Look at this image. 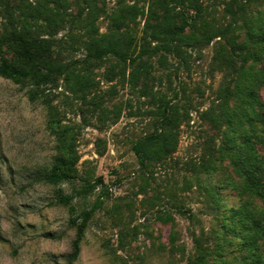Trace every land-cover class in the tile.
<instances>
[{
  "label": "rangeland",
  "instance_id": "374dc122",
  "mask_svg": "<svg viewBox=\"0 0 264 264\" xmlns=\"http://www.w3.org/2000/svg\"><path fill=\"white\" fill-rule=\"evenodd\" d=\"M200 1V18L215 37L184 46L182 55L144 56L148 71L136 81L131 72L140 60L85 63V38L72 18L89 15L98 32L107 33L119 6L144 8L131 29L137 55L158 44L145 28L146 1L67 0L65 21L33 28L35 35L52 40L54 57L77 61L91 83L71 91L62 79L36 88L0 77V264H187L197 254V236L212 256L217 238L225 236L219 233L221 219L245 198L232 185L238 178L224 155L228 138L239 134L238 127L230 129L237 118L227 114L239 112L241 60L252 52L264 57V0ZM42 3L0 0V38L16 26L13 16L20 28L19 16L42 9ZM2 50L14 55L6 46ZM258 97L264 104V86ZM161 100L178 114L177 147L161 164L142 169L132 144L154 131ZM63 131L78 156L76 175L47 184L40 176L51 169ZM97 178L104 185L74 197V213L57 201L58 190L72 195ZM209 192L218 195L219 211ZM101 196L79 254L69 262L76 238L71 218ZM231 244L221 261L214 256L210 261L239 264L234 260L241 255L239 245ZM259 244L264 247V241Z\"/></svg>",
  "mask_w": 264,
  "mask_h": 264
},
{
  "label": "trees",
  "instance_id": "16d2710c",
  "mask_svg": "<svg viewBox=\"0 0 264 264\" xmlns=\"http://www.w3.org/2000/svg\"><path fill=\"white\" fill-rule=\"evenodd\" d=\"M144 1L148 3L145 28L149 30L150 41L157 42V46L143 47L137 55L134 54L135 36L131 31L132 23L136 21L138 15H145V10L136 4L121 5L111 14L110 30L107 33H99L94 18L89 15L79 21L72 18V22L82 30L85 38L87 51L85 63L99 62L108 57L131 64L140 60L131 72V80L136 81L140 75L148 71L144 56L160 51L171 55H182L184 46L207 43L216 35L207 32L208 24L200 18L202 13L200 0ZM66 4L67 0H43L42 9L33 10L23 17L19 16L20 28L17 27V16L12 17L16 26L13 31L6 32L0 38V77L9 79L15 84L29 83L36 88L62 79L71 91H81L91 83L88 74H84L76 67L77 61L64 62L54 57L52 40L35 35L33 30L34 27L37 30L43 27L50 28L59 21H65ZM192 12L196 17L191 15ZM38 19H42L45 23H39ZM261 28L264 33V25ZM262 37L264 42V35ZM3 46L14 55L5 56L2 53ZM263 59L264 57L259 53L252 52L241 60L237 86L239 112L227 114L229 120L231 117L237 118L236 126L233 125L230 129L234 130L238 127L239 134L237 137L228 138L229 150H226L224 155L238 178L232 185L239 195L245 198H241L238 204L228 208L226 211L228 214L219 223V233H224L225 236L222 239L217 238V243L212 247V256L217 258V261H221L227 247L235 240L241 255L234 260L239 264H264V247L259 244L260 241H264V153H262L264 104L258 97L261 87L264 86ZM161 60H165V57L162 56ZM170 109L169 102L161 100V105L155 114L154 131L138 138L132 144V151L142 169L148 170L152 166L161 164L177 147L178 114ZM58 139L61 143L59 153L54 157L51 169L40 176L44 183L51 185L73 179L78 162V156L67 132H61ZM100 185H104L103 180L97 178L94 182L86 180L72 195H65L62 190H58L57 201L68 206L74 213L75 208L72 204L74 197L86 196ZM209 194L213 197L215 209L219 211L218 195L216 192ZM254 200H259L261 205L254 204ZM102 203V196L98 197L89 209L82 210L71 218V223L76 226V238L72 244L69 262L77 258L79 245L88 223L101 208ZM195 246L197 254L191 257L187 264H215L210 261L212 256L208 253L209 249L203 245L201 236L195 237Z\"/></svg>",
  "mask_w": 264,
  "mask_h": 264
}]
</instances>
